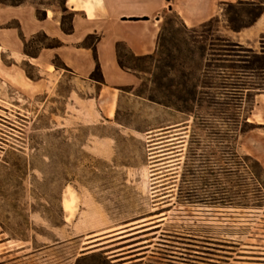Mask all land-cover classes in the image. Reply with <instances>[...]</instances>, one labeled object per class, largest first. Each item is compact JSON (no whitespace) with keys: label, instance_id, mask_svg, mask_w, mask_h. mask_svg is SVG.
Returning a JSON list of instances; mask_svg holds the SVG:
<instances>
[{"label":"rangeland","instance_id":"obj_1","mask_svg":"<svg viewBox=\"0 0 264 264\" xmlns=\"http://www.w3.org/2000/svg\"><path fill=\"white\" fill-rule=\"evenodd\" d=\"M257 8L226 4L221 19L193 28L168 12L153 55L134 57L120 45L122 63L143 76L134 94L149 100L145 106L133 95L122 101L117 116L122 126L64 119L72 88L90 95L87 84L68 70L60 69L57 87L39 94L0 77V231L23 240L35 254L30 264H124L140 257L120 259L133 253L113 251L130 243L87 252L102 244L87 248L91 234L80 223L84 196L106 215L108 227L162 218L123 233L161 230L144 237H156L148 259L125 264H264V167L237 151L255 89L264 88V44L248 48L219 31L231 28L230 18L247 24ZM24 65L30 76L40 75ZM252 65L259 69L252 72ZM250 86L254 90L247 91ZM129 90L124 87L122 94ZM173 133L177 139L163 146L173 151L172 169H161L158 186L168 196L155 205L152 173L158 161L151 157L152 143ZM91 141L111 155H94ZM70 187L79 200L72 217L63 207Z\"/></svg>","mask_w":264,"mask_h":264},{"label":"crops","instance_id":"obj_2","mask_svg":"<svg viewBox=\"0 0 264 264\" xmlns=\"http://www.w3.org/2000/svg\"><path fill=\"white\" fill-rule=\"evenodd\" d=\"M239 1L253 3L256 0H0V77L27 94H39L57 87L63 75L60 69L68 70L87 84L90 95L81 96V88H72L66 97L67 117L64 119L70 121L73 117L83 124L106 121L120 125L122 121L117 116L122 101L133 95L142 99L141 104L145 106L144 101L149 100L144 95L134 94L143 76L121 65L119 46H124L134 57L151 56L158 49L166 13H176L186 27L193 28L221 19L223 6ZM66 14L70 15L67 21L64 20ZM219 31L227 41L255 49L258 44H264V11L254 23L240 30L222 26ZM40 34L45 38L42 41L36 39ZM6 56L10 57L9 61L5 60ZM24 64L35 67L40 75L30 76ZM98 67L103 81L92 78ZM124 87L130 88L125 91L126 95L122 94ZM255 90L254 104L247 117L248 121L261 126L241 135L237 151L256 159L264 167V88ZM126 128L149 132L148 127ZM98 144L91 141L88 145L94 155H111V151L107 152ZM146 229L96 243L102 244L101 247L90 251L130 243L113 251H122L117 255L133 253L120 259L140 256L125 263L144 261L150 257L151 241L156 238L144 237L161 231L133 236ZM4 234L0 231V264H30L35 254L27 252L26 245L20 244L23 240ZM128 236L132 237L105 245ZM129 247L132 249L123 251Z\"/></svg>","mask_w":264,"mask_h":264},{"label":"bare ground","instance_id":"obj_3","mask_svg":"<svg viewBox=\"0 0 264 264\" xmlns=\"http://www.w3.org/2000/svg\"><path fill=\"white\" fill-rule=\"evenodd\" d=\"M162 133H165V132H159L158 134H162ZM176 134L177 133L169 134L166 136L165 135L159 136V138H164L165 140L159 139L158 141L152 143V149H156V150L152 151L151 157L154 158L155 162L158 161V163L153 164L155 168L158 169V171L152 173L154 175L153 182L156 184L154 186L155 187L154 197H156L155 205L162 204L163 199L166 196H168L166 194H161L159 192L160 189L158 188V186L161 185V181H162L160 179V176H161L160 173L162 172L161 169L163 167H165L168 170L172 169L170 168V166L172 165L171 156H173L172 154L173 151H170L169 148H163V146L172 144L173 141L177 139V137H175ZM162 142H166V143H162ZM163 160H166V161L163 162ZM84 197L85 198L83 199V202H82L83 210H82V216H81L80 223L81 225L85 226L87 231H90V234H91L89 235L90 241H88L89 244L87 245V246L92 245L90 246V248L93 246H96L100 242L106 241L107 239L117 237L125 232L135 230L142 226H148L162 219L160 217L157 219H153V217L144 218L142 220L134 222L132 226L129 228L108 227L107 226L108 223L106 224V222L103 219V217H105L106 215L104 216V214L98 209V207L95 205V202L91 198L86 197V196ZM78 201H79L78 196L76 195L75 190L72 189L71 187L68 188V190L63 196V207L66 211L70 213V217H72L75 214L77 207H78ZM155 216L158 217L160 215H155ZM260 225L264 226V223ZM88 250L90 251V249Z\"/></svg>","mask_w":264,"mask_h":264},{"label":"trees","instance_id":"obj_4","mask_svg":"<svg viewBox=\"0 0 264 264\" xmlns=\"http://www.w3.org/2000/svg\"><path fill=\"white\" fill-rule=\"evenodd\" d=\"M244 3L251 4V5H256L258 8L256 9L255 12H252V14L254 15L253 18H252V20L249 21V22H248L247 24H245V25H242V26L235 25V19H234V18H230V19H229L230 26H231V28L234 29V30H240V29H242L243 27H246V26H248V25H251L252 23H254V22L258 19V17H259V16L262 14V12L264 11V0H256V1H254L253 3L243 2V1H239V2H238V4H244ZM234 4H235V3H230V2L227 3V5H231V6L234 5ZM213 20H215V19H212V20H210V21H208V22H212ZM208 22H206V23H208ZM204 24H205V23H204ZM120 63H121V65H125L124 63H122L121 59H120ZM248 69L251 70V71H255V70H258L259 68H258L257 66L252 65V66H250ZM96 71H99V72H100L99 67L97 68ZM96 71L93 72V74H92V78H95V79H97L98 81H103V78H102L101 73H99V74H100L99 77H95V72H96ZM251 85H253V84H251ZM238 88H239V87H238ZM245 88L250 90V89H252V88H254V87L250 86V87H245ZM244 124H245V128L242 129V132H241V133H245V132H247V131H250V130H252V129H255L256 127H260V126H261L260 124H257V123H254V122H250V121H248V117L245 118V122H244Z\"/></svg>","mask_w":264,"mask_h":264},{"label":"water","instance_id":"obj_5","mask_svg":"<svg viewBox=\"0 0 264 264\" xmlns=\"http://www.w3.org/2000/svg\"><path fill=\"white\" fill-rule=\"evenodd\" d=\"M90 246H92V245H90ZM90 246H87V247H90Z\"/></svg>","mask_w":264,"mask_h":264},{"label":"flooded vegetation","instance_id":"obj_6","mask_svg":"<svg viewBox=\"0 0 264 264\" xmlns=\"http://www.w3.org/2000/svg\"><path fill=\"white\" fill-rule=\"evenodd\" d=\"M149 229V228H148Z\"/></svg>","mask_w":264,"mask_h":264}]
</instances>
